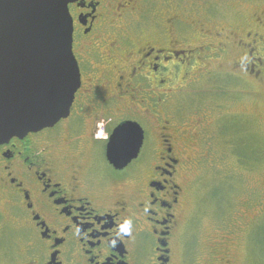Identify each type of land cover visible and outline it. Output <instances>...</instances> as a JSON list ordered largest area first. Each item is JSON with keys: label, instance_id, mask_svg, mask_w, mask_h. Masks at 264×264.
<instances>
[{"label": "flooded vegetation", "instance_id": "af4514ba", "mask_svg": "<svg viewBox=\"0 0 264 264\" xmlns=\"http://www.w3.org/2000/svg\"><path fill=\"white\" fill-rule=\"evenodd\" d=\"M106 4L108 0H75L68 4L72 20V53L80 74V87L69 116L52 128L0 145L2 206L14 209L27 233L26 253L14 264H175L172 240L179 226L185 179L179 168L180 161L173 154V140L175 136L176 141L185 143L187 138H177L180 128L163 121L162 114L156 111L163 103L158 87L172 85L177 71L197 65L199 57L196 53L203 52L206 59L219 54L212 49L223 52L235 44L234 49L244 50L245 60L256 58L253 57L256 40L250 44L246 41L257 36V32L249 29L239 34L236 29L229 34V30L218 22V11L206 12L203 21L185 16L180 20L176 17L170 23L187 24L195 35L198 34L202 45H193L192 49L180 45L181 37L175 35L177 30L174 38L160 37L157 22L148 30L152 37H147L137 51L134 47L135 50L126 53L132 59L130 70L124 64L113 75L109 58L119 51L118 43L105 45L103 48L109 51L101 53L97 50L98 45L91 47L88 42V38L106 22ZM262 8L252 23L264 30V6ZM163 28L166 29L164 25ZM147 34L150 33L145 30L144 37ZM125 45L122 49L127 50L131 41ZM247 61L241 63L239 69L243 64L248 65ZM97 63L109 67L98 69ZM96 72L99 75H95ZM113 78L114 89L101 82H111ZM124 78L129 80L126 85L121 84ZM97 82L106 93L104 98L96 101L94 112L103 108L113 111L127 105L125 115H118L113 120L97 114H79L81 108H76L81 102L79 99L88 107L87 99L98 94L93 91ZM131 87L133 90L149 89L145 100L138 103L140 106L132 102L124 104ZM91 94L93 97L89 96ZM143 107L149 114H145ZM86 122L88 136L74 140L82 135L81 129L86 128ZM162 122L167 127L161 126ZM126 123L136 124L141 129L142 145L136 159L117 170L107 162L105 150L114 131ZM53 132L59 142L63 140L65 154L57 155L52 144L50 146L49 140L53 138L48 135ZM74 150H103L104 163L95 162L94 152L82 159ZM100 190H108L109 195L103 191L99 194ZM125 220L132 222L130 236L119 231Z\"/></svg>", "mask_w": 264, "mask_h": 264}, {"label": "rangeland", "instance_id": "374dc122", "mask_svg": "<svg viewBox=\"0 0 264 264\" xmlns=\"http://www.w3.org/2000/svg\"><path fill=\"white\" fill-rule=\"evenodd\" d=\"M261 6L264 0H108L104 13L106 22L88 38L89 45H98L101 53L109 51L103 48L105 45L118 43L119 51L109 58L114 75L124 64L130 70L132 59L126 53L135 48L137 51L147 37L151 38L148 30L157 22L160 37L174 38L177 30L175 35L181 37L180 45L190 49L202 42L187 24H170L176 17L180 20L190 16L203 21L206 12L218 11V22L229 34L236 29L239 34L249 29L257 32L256 39L246 41L250 44L256 40L253 54L256 58L245 60L244 50L234 49L235 44L234 48L230 46L223 52L212 49L219 54L206 59L203 52L196 53L197 65L177 71L172 85L158 87L163 103L156 111L162 114L163 121L180 128L177 138H187L185 143L176 141L175 136L173 140V154L180 161L179 168L185 179L179 226L172 240L175 264H264V30L252 23L263 10ZM145 30L150 33L146 37ZM129 40L132 45L127 50L122 49ZM246 61L248 65L243 64L239 69ZM96 67L109 66L97 63ZM101 82L115 88V78ZM128 83L126 78L121 82L122 85ZM94 87L93 91L98 94L87 99L88 107L79 99L81 102L76 108H81L80 115L97 114L113 120L125 115L127 105L113 111L103 108L94 112L97 102L106 93L100 82ZM131 88L124 104L132 102L140 106L138 103L145 100L149 89ZM143 109L146 111L145 107ZM161 126L167 127L163 122ZM88 131L86 122L82 135L74 140L87 137ZM52 134L48 135L53 138L49 140L50 146L52 144L57 155L65 154L63 140L59 142L56 133ZM154 137L157 139L156 133ZM74 151L80 153L82 159L94 152L95 162L104 163L103 150ZM101 191L109 195L108 190H100L99 194H103ZM2 201L0 199V210H3L0 214V264H14L26 253L27 233L14 209L8 210L2 206Z\"/></svg>", "mask_w": 264, "mask_h": 264}, {"label": "water", "instance_id": "95a60500", "mask_svg": "<svg viewBox=\"0 0 264 264\" xmlns=\"http://www.w3.org/2000/svg\"><path fill=\"white\" fill-rule=\"evenodd\" d=\"M73 1L0 0V145L69 116L80 87L68 13ZM142 139L136 124L121 125L105 150L107 162L123 169Z\"/></svg>", "mask_w": 264, "mask_h": 264}, {"label": "clouds", "instance_id": "9594fccd", "mask_svg": "<svg viewBox=\"0 0 264 264\" xmlns=\"http://www.w3.org/2000/svg\"><path fill=\"white\" fill-rule=\"evenodd\" d=\"M132 222L131 220H125V222L120 226V233L126 236H130L132 234ZM113 244H115V241H113Z\"/></svg>", "mask_w": 264, "mask_h": 264}]
</instances>
